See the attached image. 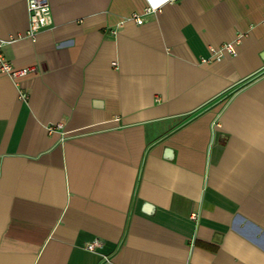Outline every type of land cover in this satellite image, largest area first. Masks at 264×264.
<instances>
[{"label":"crops","instance_id":"0c3cea01","mask_svg":"<svg viewBox=\"0 0 264 264\" xmlns=\"http://www.w3.org/2000/svg\"><path fill=\"white\" fill-rule=\"evenodd\" d=\"M48 2L0 0V264H264V0Z\"/></svg>","mask_w":264,"mask_h":264},{"label":"built area","instance_id":"2783aa9c","mask_svg":"<svg viewBox=\"0 0 264 264\" xmlns=\"http://www.w3.org/2000/svg\"><path fill=\"white\" fill-rule=\"evenodd\" d=\"M26 2V10L28 13V28L26 31V37L34 41L36 39L37 34L52 24V15L50 4L48 0H25ZM155 11L154 8H146L144 10V15L149 14ZM143 15L133 14L131 16V20L138 25L143 23ZM222 51H226L227 53H233V47L231 44H226L221 47L220 50H213L212 54L216 57L222 55ZM36 69L34 67L28 68H15L12 64L7 61L2 55H0V72L8 75L9 77L15 79L26 76L28 73L35 72ZM60 125H55V127H49L48 131L52 132L55 128H60ZM98 243H91L86 246V249L89 251H93V249L97 246Z\"/></svg>","mask_w":264,"mask_h":264},{"label":"clouds","instance_id":"9594fccd","mask_svg":"<svg viewBox=\"0 0 264 264\" xmlns=\"http://www.w3.org/2000/svg\"><path fill=\"white\" fill-rule=\"evenodd\" d=\"M166 2V0H161V3H165Z\"/></svg>","mask_w":264,"mask_h":264},{"label":"snow or ice","instance_id":"6c2138e0","mask_svg":"<svg viewBox=\"0 0 264 264\" xmlns=\"http://www.w3.org/2000/svg\"><path fill=\"white\" fill-rule=\"evenodd\" d=\"M160 2H161V0H160Z\"/></svg>","mask_w":264,"mask_h":264}]
</instances>
